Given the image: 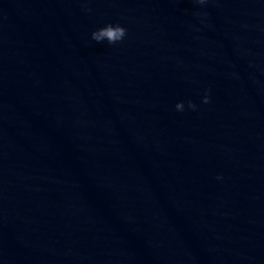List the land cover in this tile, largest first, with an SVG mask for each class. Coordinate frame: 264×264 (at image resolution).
Returning <instances> with one entry per match:
<instances>
[{
	"label": "water",
	"instance_id": "95a60500",
	"mask_svg": "<svg viewBox=\"0 0 264 264\" xmlns=\"http://www.w3.org/2000/svg\"><path fill=\"white\" fill-rule=\"evenodd\" d=\"M0 264H264V0H0Z\"/></svg>",
	"mask_w": 264,
	"mask_h": 264
},
{
	"label": "clouds",
	"instance_id": "9594fccd",
	"mask_svg": "<svg viewBox=\"0 0 264 264\" xmlns=\"http://www.w3.org/2000/svg\"><path fill=\"white\" fill-rule=\"evenodd\" d=\"M209 0H193V3L204 5L208 3ZM86 11H91V9H85ZM127 36V29L120 26L119 24L112 25L108 24L106 27L101 28L97 31L92 33L91 39L96 43H103L107 41L109 45H116L124 41L125 37ZM204 104L210 103V98L208 95H205L203 100ZM188 107L192 110L197 109V105L192 103L191 101L188 102ZM185 109V105L183 102L176 104V110L179 112H183ZM217 179H222V177H217Z\"/></svg>",
	"mask_w": 264,
	"mask_h": 264
}]
</instances>
